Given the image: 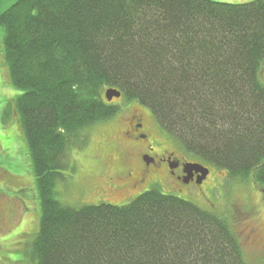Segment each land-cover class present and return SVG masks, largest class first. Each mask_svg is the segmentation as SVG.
<instances>
[{
  "label": "trees",
  "instance_id": "trees-1",
  "mask_svg": "<svg viewBox=\"0 0 264 264\" xmlns=\"http://www.w3.org/2000/svg\"><path fill=\"white\" fill-rule=\"evenodd\" d=\"M0 27L41 196L21 264H250L225 218L176 196L73 208L55 184L84 133L119 113L113 89L264 200V0H19Z\"/></svg>",
  "mask_w": 264,
  "mask_h": 264
},
{
  "label": "rangeland",
  "instance_id": "rangeland-1",
  "mask_svg": "<svg viewBox=\"0 0 264 264\" xmlns=\"http://www.w3.org/2000/svg\"><path fill=\"white\" fill-rule=\"evenodd\" d=\"M18 1L0 0V14ZM212 1L246 4L255 0ZM4 36L0 27V259L17 250L26 256L41 223V196L36 172L16 107L23 91L10 82L4 57ZM112 105L120 106L119 113L110 121L86 131L87 142L69 152L68 164L59 171L55 184L58 201L73 208L102 203L123 206L142 193L157 189L225 218L238 235L246 260L250 264H264V200L254 180L231 177L228 171L202 164L186 154L151 112V129L154 137L159 139L155 143L156 154L169 149L179 159L204 165L210 175L203 185L198 186L174 179L165 164L159 166L158 171H148L143 154H137L131 148L132 140L125 134L129 105L122 98L113 101ZM129 167L134 172V179L125 187H110V177L117 185L125 184L124 179L118 183L117 178H125L122 172L125 174ZM14 258L18 260V255Z\"/></svg>",
  "mask_w": 264,
  "mask_h": 264
},
{
  "label": "flooded vegetation",
  "instance_id": "flooded-vegetation-1",
  "mask_svg": "<svg viewBox=\"0 0 264 264\" xmlns=\"http://www.w3.org/2000/svg\"><path fill=\"white\" fill-rule=\"evenodd\" d=\"M128 105L129 115L126 120L127 130L125 134L128 135L132 140L130 142L131 148H133L136 153L140 152L143 154V158L146 161L145 168H147L148 171H158L159 166L165 164L168 172L174 179H178L186 185H190L192 183H196L198 186L203 185L208 178L203 181L202 184H199L198 174L186 173L185 166L188 163H191L188 160L177 158L175 153L171 152L169 149L165 150L162 154H156L155 143H157L159 139L154 137L155 134L151 129L152 116L150 111L138 103H132ZM125 174L122 172V175L125 178H121V176H118L117 178L118 183H122V179H124L123 183L125 184L117 185L115 183V179L110 177V187H125L130 183L131 180L134 179V172L131 167L126 170ZM134 188H137L136 185ZM252 234H254V231H252ZM23 254L24 253H21L20 250H17L14 252V254H8L7 257H2L0 259V264H21L20 259ZM14 255H18V260L14 258Z\"/></svg>",
  "mask_w": 264,
  "mask_h": 264
},
{
  "label": "water",
  "instance_id": "water-1",
  "mask_svg": "<svg viewBox=\"0 0 264 264\" xmlns=\"http://www.w3.org/2000/svg\"><path fill=\"white\" fill-rule=\"evenodd\" d=\"M121 96V92L113 89L108 90L105 95L108 102H112L114 99H120ZM185 167L187 174L199 175V184H202L210 174V170L199 163H188Z\"/></svg>",
  "mask_w": 264,
  "mask_h": 264
}]
</instances>
